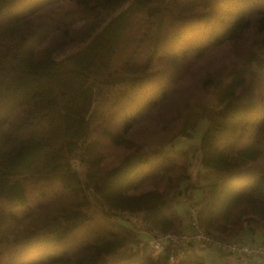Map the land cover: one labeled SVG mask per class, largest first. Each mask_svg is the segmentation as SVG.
Segmentation results:
<instances>
[{
    "label": "trees",
    "instance_id": "trees-1",
    "mask_svg": "<svg viewBox=\"0 0 264 264\" xmlns=\"http://www.w3.org/2000/svg\"><path fill=\"white\" fill-rule=\"evenodd\" d=\"M192 210L264 242V0H0V264H206L202 243L150 245Z\"/></svg>",
    "mask_w": 264,
    "mask_h": 264
},
{
    "label": "rangeland",
    "instance_id": "rangeland-1",
    "mask_svg": "<svg viewBox=\"0 0 264 264\" xmlns=\"http://www.w3.org/2000/svg\"><path fill=\"white\" fill-rule=\"evenodd\" d=\"M82 45L80 40H71L67 41L61 46L56 47L52 51V55L55 58H61L71 52H74L78 47ZM231 55L230 47L226 46V48H221L215 50L206 60H210L211 62H218L221 60H228ZM207 120L201 118L195 129L190 131L188 135L177 136L171 143L165 146L166 150H186L190 146L198 145L202 134L207 128ZM104 153L106 155V162L110 163L112 160H116L119 156L117 149H113L109 144H105ZM201 170L200 158L199 157H191L190 165H189V174L194 175L197 171ZM201 196L200 191L196 190L193 194L195 200H198ZM188 208V203L181 198V200L176 204V209L181 216L185 215V212ZM145 240H150V235H147L143 232H140ZM190 252L198 253L203 258L206 264H243L242 260L237 259L236 256L229 254L225 251H221L218 249H213L210 247H203L202 244H194V247L189 248Z\"/></svg>",
    "mask_w": 264,
    "mask_h": 264
},
{
    "label": "built area",
    "instance_id": "built-area-1",
    "mask_svg": "<svg viewBox=\"0 0 264 264\" xmlns=\"http://www.w3.org/2000/svg\"><path fill=\"white\" fill-rule=\"evenodd\" d=\"M133 220L141 222L137 215H132ZM172 243H202L240 258L243 264H264V242L257 245H249L246 242L234 238L223 239L207 233L196 220V212L191 211V219L188 229L182 232L154 231V238L150 242L154 254L161 253L167 244ZM181 253L172 252L168 264H178Z\"/></svg>",
    "mask_w": 264,
    "mask_h": 264
},
{
    "label": "crops",
    "instance_id": "crops-1",
    "mask_svg": "<svg viewBox=\"0 0 264 264\" xmlns=\"http://www.w3.org/2000/svg\"><path fill=\"white\" fill-rule=\"evenodd\" d=\"M262 239H264V238H262L260 235H255V243H258V242H260Z\"/></svg>",
    "mask_w": 264,
    "mask_h": 264
}]
</instances>
